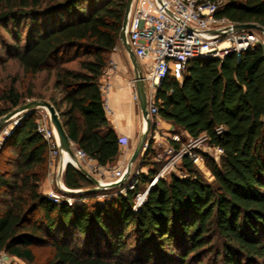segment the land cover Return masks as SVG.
I'll list each match as a JSON object with an SVG mask.
<instances>
[{
	"label": "trees",
	"instance_id": "16d2710c",
	"mask_svg": "<svg viewBox=\"0 0 264 264\" xmlns=\"http://www.w3.org/2000/svg\"><path fill=\"white\" fill-rule=\"evenodd\" d=\"M126 3L0 0L3 51L30 78L26 93L16 77L3 88L0 117L24 98L46 99L78 148L101 165L113 162L120 139L106 116L100 76L121 43ZM217 14L264 26V0H222ZM42 73L43 90L35 91ZM157 97L164 118L223 149L219 162L205 154L213 182L185 156V175L160 178L136 209L135 195L155 176L156 162L111 200L97 197L105 189L71 192L81 200L56 203L40 190L49 144L33 110L0 143V250L36 262L35 249L48 244L47 264H201L208 252L214 264H264L263 43L223 59L191 60L181 80L164 79ZM150 160L149 149L142 164ZM64 182L94 185L72 163Z\"/></svg>",
	"mask_w": 264,
	"mask_h": 264
},
{
	"label": "built area",
	"instance_id": "2783aa9c",
	"mask_svg": "<svg viewBox=\"0 0 264 264\" xmlns=\"http://www.w3.org/2000/svg\"><path fill=\"white\" fill-rule=\"evenodd\" d=\"M221 2L222 0H133L126 26V36L135 55L142 61L141 68L148 98V115L152 126L140 165L131 170L128 179L115 193H99L97 194L99 199L106 197L109 199L113 195L126 193L127 189L134 188L138 184L140 172H147L156 162L158 170L155 176L135 195L133 207L136 209L144 203L149 190L160 178L172 175L177 167H181L183 157L187 156L196 161L200 152L208 149L215 150L219 154L223 153L221 147L209 144L208 137L204 133L195 137L178 129L165 130L161 124L164 117L160 113V100L157 97L164 79L172 76L181 80L191 60L195 58L223 59L229 53L239 54L258 43H264V37L261 35H264V31H226L225 28L235 22L217 14ZM135 83L133 80L134 87H136ZM134 99L139 101L136 90ZM45 110L41 112L42 116L38 119L37 129L48 141L51 165L54 162L53 158L60 155L61 151L57 133L50 120V113L46 108ZM107 111L110 109L107 108ZM20 119L21 117H17L2 128L0 143L3 136L9 134ZM125 143L128 144L127 140ZM72 146L78 162L101 183L115 182L125 175L127 166L107 168L89 156L86 151L78 148L73 141ZM149 149L151 164L143 165L144 156ZM217 158L218 156H215V159ZM78 162L71 159V163L75 166H78ZM109 172L110 176H108ZM69 189L71 188L63 185L62 194L51 191L46 195L56 203L66 202L71 205L75 200H81L80 197L73 196ZM0 264L29 263L5 250H0Z\"/></svg>",
	"mask_w": 264,
	"mask_h": 264
},
{
	"label": "crops",
	"instance_id": "0c3cea01",
	"mask_svg": "<svg viewBox=\"0 0 264 264\" xmlns=\"http://www.w3.org/2000/svg\"><path fill=\"white\" fill-rule=\"evenodd\" d=\"M138 61L141 66L142 61L139 59ZM133 80H135L134 66L127 49L121 42L111 52L109 63L100 76L106 116L120 139L119 154L113 162L104 165L107 168H119L128 165L143 129L141 109L138 108V101L134 99L136 87L132 85ZM107 108L110 111H107ZM161 124L165 130L178 129L185 131L166 118L162 120ZM126 140L128 144L125 143ZM60 163L61 155L57 161L49 166L48 174L40 185V190L44 194L51 191L63 190V185L66 186L64 182L66 167L62 170L60 177L61 184L59 185L57 182ZM139 165L134 166L133 164L132 170L136 169ZM110 174L109 172L108 176Z\"/></svg>",
	"mask_w": 264,
	"mask_h": 264
},
{
	"label": "water",
	"instance_id": "95a60500",
	"mask_svg": "<svg viewBox=\"0 0 264 264\" xmlns=\"http://www.w3.org/2000/svg\"><path fill=\"white\" fill-rule=\"evenodd\" d=\"M133 4V0H127L125 13L123 17L122 22V28L120 31V41L123 43L125 48L127 49L130 58L132 60L133 66H134V75H135V84H136V92L139 99V105L143 117V129L140 133V136L137 140V143L134 147L132 156L130 158V161L126 168L125 175L119 179L118 181L111 182V183H101V181L94 176L90 171H88L85 167H83L79 162L77 157L74 153V148L72 146V140L69 138L64 125L60 119L59 113L56 110L55 106L49 102L46 99H33L31 101H28L24 104L19 105L18 107L13 108L6 114L2 115L0 117V131L5 126L6 122H8L11 118L14 116H17L18 114L22 112H32L36 108L43 107L46 108L50 113V120L52 125L54 126V129L57 133L58 140H59V149L61 151V163L59 165L58 169V177L57 182L60 185V177L62 174V170L64 167L67 166L68 163H71V160H68L63 162V155L66 153L68 156L73 159L74 161L78 162V168L92 181L94 184L92 187L88 189H80V190H73L69 189L71 192H98L101 190L109 189L116 186H121L125 183V181L128 179V177L131 174L132 166L135 163V161L139 158V156H143L145 154V145L149 141V132L152 126L151 119L148 115V98H147V91H146V85L144 81V75L142 68L140 66V63L138 61L137 56L134 53V50L132 49L131 45L129 44L126 36V26L128 22L129 13L131 10ZM226 31H241V30H258V31H264V26L255 23V22H244V23H234L230 27L225 28Z\"/></svg>",
	"mask_w": 264,
	"mask_h": 264
},
{
	"label": "rangeland",
	"instance_id": "374dc122",
	"mask_svg": "<svg viewBox=\"0 0 264 264\" xmlns=\"http://www.w3.org/2000/svg\"><path fill=\"white\" fill-rule=\"evenodd\" d=\"M261 35H262V37H264L263 34H261ZM7 37H8V35L5 33V30L3 28H0V94L3 91V88L12 82L13 77H16V79H17L16 84H17L19 90L23 93H26L28 90L29 83H30V78L24 74V72H23L22 68L19 66L18 62L13 57L8 56V54H5V52L3 51L2 39L7 38ZM263 45H264V43H263ZM43 80H44V74L43 73L37 76V78L35 80V91L43 90V88H42ZM33 99H36V98H34V97L24 98L22 100L21 104H24L28 101L33 100ZM137 103H138V108L140 109L139 101ZM35 110L37 111L36 116L38 117V119H40V117L42 116L41 112L46 111L45 108H42V107L36 108ZM26 113L27 112H22V113L18 114L17 116H14L8 122H6L5 125L11 123L17 117L19 118V117L24 116ZM205 154L208 155L209 157L213 158L215 161L219 162L221 153L219 154L218 152H215V150H209V149L204 150V151L200 152V156L198 157V159L196 161H194L196 168L203 175V177L206 180L213 182L214 176L212 175L210 169L206 165ZM59 156L60 155H57L53 158L54 162L58 160ZM215 156H218V158L215 159ZM140 159H141V155L137 159V161H135L134 166L139 165ZM180 165H182V163ZM176 169L177 170L174 171V173H177L180 175H185L184 174L185 170L183 168L177 167ZM170 177H171V174H170V176L169 175L166 176L167 179H170ZM118 189L119 188L114 187V188L106 189V191H108L109 193H115ZM57 192L61 193V194L63 193V191H61V190H59ZM111 199L112 198L108 199V197H106L105 200H111ZM76 201L77 200H75V202ZM35 252L37 254L36 262H27L24 260L23 261L26 263H29V264H47L49 258L52 257L51 248L48 244H46L44 246L37 247L35 249ZM192 264H194V263L192 262ZM201 264H214L213 253L208 252L207 256L204 258V260ZM218 264H220V263H218Z\"/></svg>",
	"mask_w": 264,
	"mask_h": 264
},
{
	"label": "bare ground",
	"instance_id": "6f19581e",
	"mask_svg": "<svg viewBox=\"0 0 264 264\" xmlns=\"http://www.w3.org/2000/svg\"><path fill=\"white\" fill-rule=\"evenodd\" d=\"M68 160H71V158L68 156V154L65 153V154L63 155V162H64V164H65V162L68 161Z\"/></svg>",
	"mask_w": 264,
	"mask_h": 264
}]
</instances>
